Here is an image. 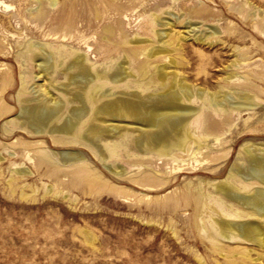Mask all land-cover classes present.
I'll list each match as a JSON object with an SVG mask.
<instances>
[{"label": "rangeland", "instance_id": "obj_1", "mask_svg": "<svg viewBox=\"0 0 264 264\" xmlns=\"http://www.w3.org/2000/svg\"><path fill=\"white\" fill-rule=\"evenodd\" d=\"M194 7L202 12L191 14ZM153 12L172 21L161 40L154 30L162 26L149 21ZM187 23L218 33L200 41ZM62 33L66 38L57 37ZM125 39L135 55L113 47ZM28 44L51 49L57 62L67 59L55 49L63 46L98 69L123 63L132 79L120 85L124 92L156 94L181 79L194 94L183 103L202 112L201 126L192 124L190 133L205 138L187 152L171 146L164 154L143 153L133 141L137 133L122 130L100 138L120 144L117 157L101 158L82 143L32 133L16 117L18 95L34 86L56 91L27 59ZM160 47L170 50L166 59L155 53ZM140 61L147 63L143 72ZM51 77L55 84L65 80L61 72ZM227 90L249 104L219 110L207 102L209 92ZM248 147L264 154V0H0V264H264V237L259 244L207 236L222 215L218 201L264 225V217L215 188L227 180L242 192L229 172ZM68 150L83 155L75 165L86 171L76 175L72 165L49 175L39 155L55 163Z\"/></svg>", "mask_w": 264, "mask_h": 264}, {"label": "bare ground", "instance_id": "obj_2", "mask_svg": "<svg viewBox=\"0 0 264 264\" xmlns=\"http://www.w3.org/2000/svg\"><path fill=\"white\" fill-rule=\"evenodd\" d=\"M198 9L194 7L189 11L198 15L202 12ZM149 21L153 28L162 26V29L154 30L159 40L167 34L168 29L165 26L172 25L170 19H164L161 14L154 12L149 15ZM196 28L191 26V23H187V32H192L193 37L200 41L218 33V30L212 26L208 27L205 33L196 31ZM57 37L64 39L66 33ZM142 40V38H134V42ZM127 43L126 39L112 41L113 47L125 50L128 55H135L134 46L123 47ZM87 47L89 48V45ZM145 48L144 46L141 49ZM55 49L58 55L65 54L67 59L57 62L51 49L48 52L40 46L27 45V59L36 63L39 69L38 76H50L49 84L56 93L37 86L31 90L21 91L17 98L16 117L25 129L35 134H49L54 142L82 143L101 158L117 157L120 144L117 141L101 143L100 138L112 140L122 130L137 133L133 141L136 148L143 153L156 151L164 154L171 146L187 152L192 143H199L205 138L204 133L195 137L190 133L192 124L201 126L202 112L199 108L183 103L184 100L191 101L194 94L181 79L174 78L167 89L156 94L124 92L120 85H126L132 79L129 77L131 73L123 63L102 70L86 63L85 57L77 51H67L63 46H57ZM168 51H170L168 48L160 47L155 53H163L161 55L166 59ZM168 59V62L174 60L171 57ZM146 66V61H140L136 67L143 72ZM158 71L159 78L163 80L166 73L164 65H159ZM59 72L64 74L65 80L55 84L51 75ZM232 76L233 74L227 75L231 82L235 83L231 79ZM208 95L207 102L219 110L226 106L235 109L249 104L250 101L248 98L246 101H238L245 95L228 90L223 93L209 92ZM196 96L201 97V92ZM69 103L74 104L68 105ZM217 127V121H214L209 124L208 131L215 133L218 131ZM54 135L58 137L55 138ZM242 154L243 160L231 166L229 172V176H233L238 181L242 192L227 180L218 182L215 186L216 191L228 200L264 217V189L251 187L255 183L264 184V154L250 147L243 150ZM57 155L55 163L52 162L50 155L45 153L38 157L40 162H49L51 168L49 175L66 173V167L79 165L77 163L84 159L83 155L73 150L59 151ZM27 159L35 164L30 156ZM14 171L23 175L30 173L27 168H15ZM85 171L82 166L73 167L72 170L76 175ZM217 206L222 215L212 218L213 232H209L207 236L241 238L263 244L264 225L255 220L241 219L244 215L239 210H232L221 201H218Z\"/></svg>", "mask_w": 264, "mask_h": 264}]
</instances>
